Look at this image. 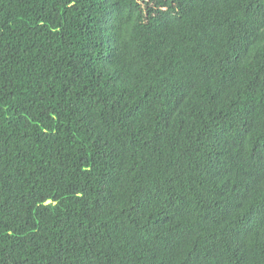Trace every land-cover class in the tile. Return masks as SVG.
<instances>
[{"label":"trees","instance_id":"16d2710c","mask_svg":"<svg viewBox=\"0 0 264 264\" xmlns=\"http://www.w3.org/2000/svg\"><path fill=\"white\" fill-rule=\"evenodd\" d=\"M0 264H264V0H0Z\"/></svg>","mask_w":264,"mask_h":264}]
</instances>
